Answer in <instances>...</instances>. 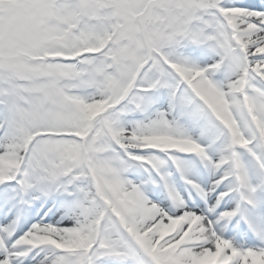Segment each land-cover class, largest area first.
I'll use <instances>...</instances> for the list:
<instances>
[{
	"label": "snow or ice",
	"instance_id": "1",
	"mask_svg": "<svg viewBox=\"0 0 264 264\" xmlns=\"http://www.w3.org/2000/svg\"><path fill=\"white\" fill-rule=\"evenodd\" d=\"M0 264H264V0H0Z\"/></svg>",
	"mask_w": 264,
	"mask_h": 264
}]
</instances>
